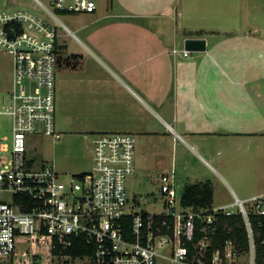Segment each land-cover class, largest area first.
<instances>
[{
    "label": "built area",
    "instance_id": "built-area-1",
    "mask_svg": "<svg viewBox=\"0 0 264 264\" xmlns=\"http://www.w3.org/2000/svg\"><path fill=\"white\" fill-rule=\"evenodd\" d=\"M34 2L56 22L27 10L0 11V52L13 60L12 101L0 112L9 118L12 130L0 140V264L12 263L20 239L33 244L43 234L54 240L58 251L44 264H157L159 258L171 264H256L250 217L264 216V195L236 199L230 207H184L172 170L160 177L155 201L162 210L138 212L127 187L136 172L134 134L94 135L92 171L69 179L54 166H37L29 158L34 136L62 137L56 127L59 31L71 32L58 12L81 15L98 9L97 0H52V9L41 0ZM189 55L185 50L184 56ZM235 215L244 219L248 251L233 241L215 243L220 217ZM77 239L85 241L90 255L64 253Z\"/></svg>",
    "mask_w": 264,
    "mask_h": 264
},
{
    "label": "rangeland",
    "instance_id": "rangeland-1",
    "mask_svg": "<svg viewBox=\"0 0 264 264\" xmlns=\"http://www.w3.org/2000/svg\"><path fill=\"white\" fill-rule=\"evenodd\" d=\"M183 1L192 2L193 6L185 10L184 16L175 17L174 21L140 18L142 14L154 15L159 14L160 10L168 9L171 5L168 0L166 3L165 0H97L98 9L94 14L59 15V21L71 32L68 33L63 28L59 31L61 63L57 71L56 127L62 137L55 139L43 136L35 138L34 136L31 139L36 143L29 144L28 155L37 166L52 165L65 179L92 171L94 164L91 146L93 134L112 131L106 125L107 118L104 114L105 105L102 93L96 90L98 86L96 82L100 79L106 80L107 77L104 69L99 65L102 63L96 59L98 57L105 62L104 60L107 61L108 58L106 55L109 52L112 53V46H117L131 38L137 39L138 35L140 37V33L130 32L129 27L133 25L147 26L154 23L160 26L165 24V27L171 28L173 24H179L183 25L185 31L188 28L200 30V27L225 31L226 35H217L216 40L223 44L225 41L230 42L234 51L240 55V59L242 57V60L245 58L246 61L242 72L239 73L245 77L238 75L234 78L238 82L236 87L249 89L252 92L253 101L260 100L262 97L264 99V42L260 48L256 45L254 36L251 37L252 39L245 38V33L253 31L255 27L260 35H264V0ZM41 2L50 9L53 8L52 0H41ZM5 10H27L39 17L47 18L45 11L34 0H0V11ZM47 19L53 23L56 22L52 18ZM166 33L162 35L167 36L164 38L165 41H169L172 32L167 30ZM180 33L185 32L180 31ZM144 36L146 39L149 36L153 37L149 33H144ZM192 53L195 55L197 52ZM260 53H263V58L259 57ZM72 55H77V59H72V65L68 67L65 59ZM103 84L99 86L102 90L107 86ZM12 89L13 60L8 53L0 52V112H4L5 108L10 105ZM258 93H260L259 98H257ZM246 115L243 114L242 116L245 117L239 120L242 122L251 120V115ZM155 124L156 122L153 121L150 127H154ZM0 128V140L3 136L11 135L10 120L1 114ZM136 136L138 152L136 172L127 183L130 202L135 204L136 211L157 213L162 210L161 202L155 201V197L160 196L159 180L162 174L172 170L176 172L179 191L182 192L185 186L197 181L202 183L210 180L217 191L215 206L234 201L233 197L226 193L224 185L218 181L217 175L201 162L199 163L192 155H184V145L181 142H174L173 138L169 137L157 139L154 140L155 143L148 144L141 134ZM251 145L252 150L246 154L247 156L230 153L227 161L232 164L231 169H237L244 163V160H250L254 167L252 177L257 180L252 188L258 186L264 188V136L253 138ZM219 146L225 148V142L221 141ZM153 151L155 153H151ZM186 157L189 162L186 161ZM185 162L189 165L193 163L191 165L194 173L189 179L184 174ZM252 177L249 178L252 179ZM246 207H249V203ZM232 211L236 212L237 208H232ZM32 248L31 241L20 239L17 242V255L28 253L29 250L32 251ZM28 254L24 256L25 258L22 257L23 261L25 260V263L27 260L35 262ZM42 261L43 263L51 262L47 255L43 256ZM6 264H10V261ZM67 264H77V262L70 261ZM157 264L171 263L159 258Z\"/></svg>",
    "mask_w": 264,
    "mask_h": 264
},
{
    "label": "crops",
    "instance_id": "crops-1",
    "mask_svg": "<svg viewBox=\"0 0 264 264\" xmlns=\"http://www.w3.org/2000/svg\"><path fill=\"white\" fill-rule=\"evenodd\" d=\"M168 2L171 3L168 9L154 15L142 14L140 18L174 21L193 6L192 2L183 0ZM129 29L141 36L112 46V53L106 55L107 61L96 59L102 63L99 65L107 77L96 82V90L103 96L106 125L112 130L106 132L141 134L148 144L169 137L174 142H181L184 155H192L210 169L224 185L226 193L233 197L232 203L215 206L217 191L207 180L213 187L215 208L230 207L236 199L246 201L264 195L263 186L252 188L257 180L252 177L254 167L250 160H244L237 169H231L232 164L227 161L230 153L247 156L252 150V139L264 136V127H261L264 126V99L253 101L249 89L236 87L238 82L234 78L245 77L239 73L246 61L240 59L230 42L223 44L216 40L219 35H226L225 31L202 27L185 31L183 25L173 24L167 28L165 24L154 23L133 25ZM167 30L172 32L169 41L162 35ZM258 32L255 27L245 33V38L254 36L256 45L262 48L264 35ZM144 33L153 37L146 39ZM188 38H204L206 50L184 56ZM104 50L106 52V48ZM262 56L260 53L259 57ZM102 83L107 85L104 90L99 88ZM259 97L260 93L257 94ZM243 114H250L251 120H239L245 117ZM153 121L157 127H150ZM221 141L225 142V148L219 146ZM188 162H185L184 174L189 179L194 171L193 163L189 165ZM175 180L177 183L176 172Z\"/></svg>",
    "mask_w": 264,
    "mask_h": 264
},
{
    "label": "trees",
    "instance_id": "trees-1",
    "mask_svg": "<svg viewBox=\"0 0 264 264\" xmlns=\"http://www.w3.org/2000/svg\"><path fill=\"white\" fill-rule=\"evenodd\" d=\"M58 15H65L63 12H58ZM65 49V48H64ZM63 50V49H62ZM77 59V55H72L65 59L66 65H72L71 60ZM59 63L61 59L59 58ZM182 205L184 207H193L195 209H212L213 208V187L210 181L188 185L182 192ZM256 244V264H264V216L250 217ZM226 241H233L236 247L243 251L249 250V240L247 230L244 224V219L241 215L232 217L221 216L215 243L224 244ZM54 240L47 234H43L33 243L32 251L22 255H17L11 264H27L23 258L26 254L31 255L35 264H44L43 256H48L50 261L58 252L53 248ZM85 241L77 239L74 245L64 253L74 257H82L91 254V250L84 247ZM25 258V257H24Z\"/></svg>",
    "mask_w": 264,
    "mask_h": 264
},
{
    "label": "water",
    "instance_id": "water-1",
    "mask_svg": "<svg viewBox=\"0 0 264 264\" xmlns=\"http://www.w3.org/2000/svg\"><path fill=\"white\" fill-rule=\"evenodd\" d=\"M185 49L190 52H203L206 50L204 38H188L185 40Z\"/></svg>",
    "mask_w": 264,
    "mask_h": 264
}]
</instances>
